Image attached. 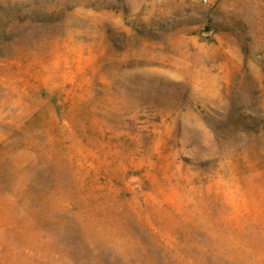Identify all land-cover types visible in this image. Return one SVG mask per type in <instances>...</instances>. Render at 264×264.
Returning <instances> with one entry per match:
<instances>
[{"label":"rangeland","instance_id":"374dc122","mask_svg":"<svg viewBox=\"0 0 264 264\" xmlns=\"http://www.w3.org/2000/svg\"><path fill=\"white\" fill-rule=\"evenodd\" d=\"M0 264H264V0H0Z\"/></svg>","mask_w":264,"mask_h":264}]
</instances>
